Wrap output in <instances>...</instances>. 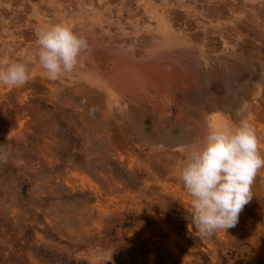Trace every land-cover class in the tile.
I'll return each mask as SVG.
<instances>
[{"label": "rangeland", "instance_id": "obj_1", "mask_svg": "<svg viewBox=\"0 0 264 264\" xmlns=\"http://www.w3.org/2000/svg\"><path fill=\"white\" fill-rule=\"evenodd\" d=\"M88 48L56 81L35 31ZM0 264H264V169L227 231L201 237L179 179L208 118L250 117L264 154V0H0Z\"/></svg>", "mask_w": 264, "mask_h": 264}, {"label": "clouds", "instance_id": "obj_2", "mask_svg": "<svg viewBox=\"0 0 264 264\" xmlns=\"http://www.w3.org/2000/svg\"><path fill=\"white\" fill-rule=\"evenodd\" d=\"M35 37L36 62L51 81L72 74L88 48L87 40L63 23L38 27ZM30 78L28 63L0 67V86L23 87ZM7 160L5 144L0 145V163ZM261 169L264 154L250 117L232 125L217 123L210 116L204 144L188 153L179 176L191 197L188 218L201 237L236 225L252 199V186Z\"/></svg>", "mask_w": 264, "mask_h": 264}]
</instances>
